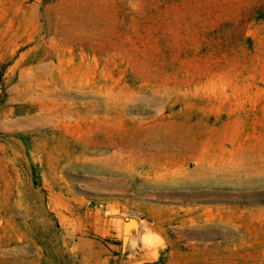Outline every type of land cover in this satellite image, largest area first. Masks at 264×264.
Listing matches in <instances>:
<instances>
[{
	"label": "rangeland",
	"instance_id": "obj_1",
	"mask_svg": "<svg viewBox=\"0 0 264 264\" xmlns=\"http://www.w3.org/2000/svg\"><path fill=\"white\" fill-rule=\"evenodd\" d=\"M0 264H264V0H0Z\"/></svg>",
	"mask_w": 264,
	"mask_h": 264
},
{
	"label": "bare ground",
	"instance_id": "obj_2",
	"mask_svg": "<svg viewBox=\"0 0 264 264\" xmlns=\"http://www.w3.org/2000/svg\"><path fill=\"white\" fill-rule=\"evenodd\" d=\"M125 233V231H124V228H123V234Z\"/></svg>",
	"mask_w": 264,
	"mask_h": 264
}]
</instances>
